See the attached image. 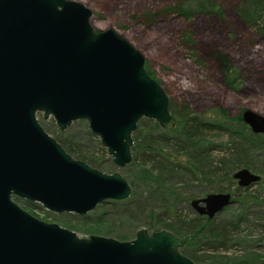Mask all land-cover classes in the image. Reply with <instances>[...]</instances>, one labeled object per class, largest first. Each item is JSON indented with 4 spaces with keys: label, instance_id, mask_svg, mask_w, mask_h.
Instances as JSON below:
<instances>
[{
    "label": "water",
    "instance_id": "water-1",
    "mask_svg": "<svg viewBox=\"0 0 264 264\" xmlns=\"http://www.w3.org/2000/svg\"><path fill=\"white\" fill-rule=\"evenodd\" d=\"M90 16L75 0H0V264H196L179 252L182 240L168 230L139 228L130 240L78 237L13 200L83 215L130 194L118 172L72 158L41 127L37 112L51 116L59 130L85 120L117 167L130 162L139 119L166 130L175 124L141 52L111 28L94 30ZM240 120L264 135L263 115L245 108ZM231 176L240 188L259 180L246 168ZM231 202L223 191L192 198L189 205L212 218Z\"/></svg>",
    "mask_w": 264,
    "mask_h": 264
},
{
    "label": "rangeland",
    "instance_id": "rangeland-1",
    "mask_svg": "<svg viewBox=\"0 0 264 264\" xmlns=\"http://www.w3.org/2000/svg\"><path fill=\"white\" fill-rule=\"evenodd\" d=\"M75 1L91 11L89 22L94 30L111 28L141 52L146 73L161 86L168 101L179 104L186 101L196 115L206 120L218 119L222 113L231 119L245 108L264 116V39L257 37L234 16V0H216L225 9L222 19L197 15L192 20L162 13L165 7L177 0ZM187 31L194 50L184 48L180 42L183 33ZM210 49L227 54L231 74L236 76L233 88L224 85L219 69L206 56ZM196 58L197 62L194 61ZM35 116L50 136L61 140L71 139L73 144L82 146L88 159L90 156L99 159L101 164H97L96 169L106 173L118 172L130 186V194L123 200L101 202L83 215L54 213L36 202L15 197L13 200L31 215L44 222H53L67 228L78 237L101 235L130 240L139 228L148 233L158 229L154 223L157 214L162 212L168 215L170 221L175 218L174 214L180 217L194 216L195 212L189 205L190 199L202 197L209 192H218L215 189L218 186L231 194L232 202L212 219L236 223L223 246L216 244L215 238L206 231L194 234L195 228L190 232L181 228L177 235L169 232L181 239L185 238V256L193 253L204 257V263H209L212 259L233 257L237 261L243 260L240 264H264L263 140H252L254 147L247 158L248 165L257 168L258 171L249 170L259 174V180L241 188L236 194L233 182H228L226 178H217L208 183L193 169L188 168L182 154L173 155L172 152L169 160L172 164H178L179 168L173 171L170 178H166L165 183H155L138 174L139 165L136 163L115 166L97 137L89 132L85 120L71 121L63 130H59L51 116L42 118L40 112ZM153 122L155 121L151 119H139L135 128L136 134L145 133L147 130H151L152 134H166L170 130L163 129L158 124L156 127ZM236 126L234 120L227 125L230 130ZM228 135L229 132L213 127L206 139L216 145H223ZM240 136L243 137L241 134ZM218 156L217 151L211 153L213 158ZM162 164L165 165L166 162ZM236 169L233 168L232 171ZM190 173L196 178L189 182ZM244 195L247 198H243ZM102 208L108 212L104 218L111 219V222L96 218ZM174 224L179 226V223Z\"/></svg>",
    "mask_w": 264,
    "mask_h": 264
},
{
    "label": "trees",
    "instance_id": "trees-1",
    "mask_svg": "<svg viewBox=\"0 0 264 264\" xmlns=\"http://www.w3.org/2000/svg\"><path fill=\"white\" fill-rule=\"evenodd\" d=\"M232 12L242 25L251 29L257 37L264 39V0H234ZM162 13L173 14L183 20H192L197 15H210L222 19L225 9L216 0H177L165 7ZM180 42H182L181 44H183L184 48L194 50L189 39V31L183 33ZM206 56L219 69L224 85L233 88L236 76L231 74L227 54L210 49L206 52ZM194 61L197 62L198 59L196 58ZM168 110L175 124L166 134H152L151 130H147L145 133L139 132L138 134L134 130L131 134L130 163L139 165L138 174L145 179H151L155 183H165L166 178H170L173 171L179 168L178 164H172L171 160H169V156H171L170 152H172L173 155L182 154L188 168L193 169L208 183L212 182L213 179L226 178L228 182H233L234 192L236 194L240 192L241 188L232 179L231 175L234 172L232 169L246 168L252 171L257 170V168L248 165L247 158L254 147L252 140L264 141V135L251 133L248 127L240 120V114L229 119L225 113H222L218 119L206 120L196 115L186 101L180 104L168 101ZM233 120L237 126L230 130L227 125L229 121ZM153 124L158 127L156 122H153ZM213 127L229 132V137L226 139L225 144L216 145L206 139L207 134L213 130ZM54 139L72 158L85 161L88 165H93L95 168L97 164H101L100 160L95 157L90 156L88 159V154L84 152L82 146L73 144L71 139L61 140L56 137ZM214 151H217L219 154L216 158L211 157V153ZM164 161L166 162L165 165L162 164ZM190 174L189 182L194 180L193 178H196L193 177L192 173ZM215 189L218 192L224 191V189L218 186ZM240 196L242 195L240 194ZM246 196L244 195L243 198H247ZM243 203L244 201L242 200L241 204ZM135 207L136 209L138 208L137 206ZM107 213L102 208L96 218L109 223L111 219L107 220L104 218ZM156 217L157 220H155L154 226L158 229L153 231L165 229L177 235V232L181 228H185V232H190L191 229L195 228L194 234L206 231L211 237L215 238L216 244L220 246H223L225 241L228 240L230 230L236 227V223L230 220L215 221L212 218H207L197 213L192 217H180L174 214L175 218L171 221L165 212L157 214ZM174 223H179V226H174ZM181 240L182 245L179 248V252L184 255L183 248L186 240L185 238ZM186 257L196 264L204 263L205 260L204 257H198V255H194L193 253L187 254ZM242 261H237L233 257L229 259L225 257L223 260L212 259L209 263L240 264Z\"/></svg>",
    "mask_w": 264,
    "mask_h": 264
}]
</instances>
